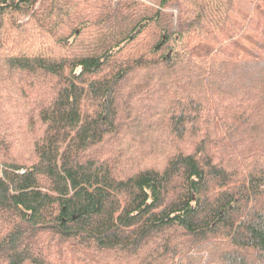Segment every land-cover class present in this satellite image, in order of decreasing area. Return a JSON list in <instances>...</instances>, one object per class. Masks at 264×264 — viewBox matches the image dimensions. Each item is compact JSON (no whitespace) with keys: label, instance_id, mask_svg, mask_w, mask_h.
I'll list each match as a JSON object with an SVG mask.
<instances>
[{"label":"trees","instance_id":"1","mask_svg":"<svg viewBox=\"0 0 264 264\" xmlns=\"http://www.w3.org/2000/svg\"><path fill=\"white\" fill-rule=\"evenodd\" d=\"M0 264H264V0H0Z\"/></svg>","mask_w":264,"mask_h":264},{"label":"rangeland","instance_id":"2","mask_svg":"<svg viewBox=\"0 0 264 264\" xmlns=\"http://www.w3.org/2000/svg\"><path fill=\"white\" fill-rule=\"evenodd\" d=\"M168 12H171L172 14H176L177 13V9L176 7L175 8H171L168 10ZM161 90V89H160ZM130 93H136V92H133L132 90L126 92L124 95H129ZM133 104L132 103H128L126 105L123 106V109H124V113L121 112V110L119 109L118 112H119V115H118V118H119V124L120 125H125L126 128H130L128 124L129 123V120L128 119H125L126 117V113H128V109L130 106H132ZM136 107L141 111L140 113H147L148 115H151L152 113L154 112H157V109H156V106H155V102L152 101V100H149L148 103H144V102H139L138 105H136ZM131 114H134L133 112V109H131ZM135 115V114H134ZM158 128H156L155 131H152L150 132V130H146L144 131V128H141L142 129V132L140 133V137L139 136H136L135 133H131L132 132V129H127V139H126V146H123L120 150L121 154L120 156L122 158H126L128 159L131 156L134 157V159H138L141 161V160H150V155L148 152V154H145L146 150H142L144 153L141 155L139 152L137 153V151L132 152V150H128L129 149V145L131 143V141L133 142V140L135 141L136 138H138V141L142 142L144 141L145 143H147L148 141L150 140H157L158 138H162V135H166V129H164L163 125L161 123H158ZM125 129V128H123ZM134 130V129H133ZM137 130V129H136ZM147 133V134H146ZM161 140H158V142H160ZM122 144V143H121ZM106 151L110 152V154L108 153V155H111V151H112V148H106L105 150V153ZM152 156V155H151ZM144 158V159H143ZM138 160V161H139ZM125 165V168H126V164Z\"/></svg>","mask_w":264,"mask_h":264}]
</instances>
